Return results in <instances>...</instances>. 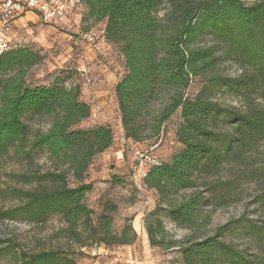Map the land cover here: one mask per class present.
<instances>
[{
  "label": "trees",
  "instance_id": "trees-1",
  "mask_svg": "<svg viewBox=\"0 0 264 264\" xmlns=\"http://www.w3.org/2000/svg\"><path fill=\"white\" fill-rule=\"evenodd\" d=\"M75 11H86L81 19L93 24L103 22L105 42L118 49L123 72L113 93L124 140L156 143L179 115L175 138L181 147L166 161L147 160L141 176L157 195L144 219L149 245L176 248L182 264H264V218L241 215L203 233L211 213L240 198L246 182L258 188L253 203L264 215V0H81ZM42 59L31 46L0 54V161L28 163L46 152L53 164L44 172L10 174L35 186L0 188L3 198L15 202L0 208V222L41 224L58 215L80 249L128 244L135 237L130 225L115 233L112 217L104 213L95 225L85 203L93 187L85 181L87 171L112 146L113 130L103 124L76 127L91 114L76 82L86 85V77L77 67L59 71L50 83L29 85L27 72ZM223 59L240 72L226 74ZM196 78L200 85L191 94ZM220 91L237 96L240 105L218 101ZM26 114L47 117L48 128L32 132L23 122ZM165 219L190 235L167 238ZM232 232L248 245L227 242ZM0 264L77 263L69 252L30 250L3 238Z\"/></svg>",
  "mask_w": 264,
  "mask_h": 264
},
{
  "label": "rangeland",
  "instance_id": "rangeland-1",
  "mask_svg": "<svg viewBox=\"0 0 264 264\" xmlns=\"http://www.w3.org/2000/svg\"><path fill=\"white\" fill-rule=\"evenodd\" d=\"M84 12L86 11H75L71 20H65L66 27L57 22H44L34 13L28 12L15 21L12 39L18 42V45L39 50L43 56L42 61L27 72L26 80L29 85L50 83L59 71L71 72L75 67L85 65L86 72L92 78L90 84L83 85L80 78H76V82L81 83V98L90 105L91 114L76 127L109 125L114 136L112 146L96 156L87 171L85 181H92L93 187L87 193L85 203L93 210V224L98 225L101 214H108L112 217L113 232L121 233L130 225L135 237L128 244L107 246L93 243L80 249L75 241H70L66 236V225L61 217L50 215L41 224L2 221L0 240L13 238L25 248L35 251H66L72 254L77 264H182L176 248L164 249L149 245L144 219L147 213L154 209L157 195L141 182L147 158L166 161L181 147L175 138L179 115L175 114L170 119L166 124L165 133L156 143L144 141L134 144L124 140L113 93L114 83L123 72L122 61L118 49L107 44L102 36L104 23L93 24L90 20L81 19ZM84 32L93 35V45L77 43L76 34ZM211 42L212 39L209 38L207 43ZM221 67L229 76L240 72L234 63L224 59L221 61ZM199 85L200 78H196L189 92L196 93ZM215 98L225 105H240L238 97L229 92L220 91ZM22 119L32 132L45 131L48 128L49 120L45 116L26 114ZM52 168V161L46 152L36 153L28 163L7 158L0 161V188L7 185L33 188V182L24 184L10 174L44 172ZM227 175V170H223V178ZM241 189L240 198L211 213L210 223L204 229V234H211L216 227L241 215L252 219L264 218V215L256 211V204L253 203V196L258 191L256 185L246 182L242 184ZM14 203L13 200L0 195V208ZM164 223L167 238L184 239L190 235V231L178 228L166 219ZM125 236L131 240L132 232L127 231ZM225 240L237 246L248 245L245 238L237 232L228 233Z\"/></svg>",
  "mask_w": 264,
  "mask_h": 264
},
{
  "label": "built area",
  "instance_id": "built-area-1",
  "mask_svg": "<svg viewBox=\"0 0 264 264\" xmlns=\"http://www.w3.org/2000/svg\"><path fill=\"white\" fill-rule=\"evenodd\" d=\"M80 3L81 0H0V54L18 45V42L12 39V31L15 21L22 15L31 12L44 22H57L66 27L65 20L75 12ZM76 41L79 45L81 42L93 45L94 37L90 32H86L79 34ZM76 70L86 77L88 86L91 81L87 77L85 65L77 67ZM147 159L155 162L152 158Z\"/></svg>",
  "mask_w": 264,
  "mask_h": 264
}]
</instances>
